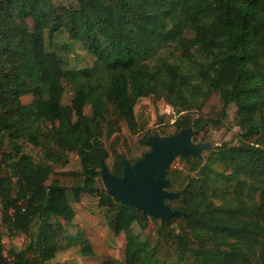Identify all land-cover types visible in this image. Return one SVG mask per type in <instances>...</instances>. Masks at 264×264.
Returning a JSON list of instances; mask_svg holds the SVG:
<instances>
[{"label":"trees","instance_id":"16d2710c","mask_svg":"<svg viewBox=\"0 0 264 264\" xmlns=\"http://www.w3.org/2000/svg\"><path fill=\"white\" fill-rule=\"evenodd\" d=\"M77 3L73 8L54 0H0V207L10 235L21 231L29 239L6 255L0 240V264H45L55 257L59 232L73 213L67 188L51 179V164L67 165L69 152L81 164L80 171L70 172L81 176L71 187L76 199L82 192L98 195L113 232L125 234L123 264H163L156 247L131 230L135 222L145 228L149 219L158 222L155 232L175 245L180 258L244 264L235 250L222 248L229 239L264 255L258 238L264 236V207L252 204L254 185L264 186V0ZM61 31L94 57L93 66L62 67L51 48ZM167 48L176 61L160 56ZM194 79L200 84H192ZM64 80L73 85L68 104L62 102ZM202 85L207 89L201 99L217 91L224 110L236 106L243 138L236 146H218L211 161L188 158L194 176L178 198L166 200L188 217L159 220L96 187L102 160L112 157L110 172H123L120 153L110 152L100 138L102 123L107 137L119 121L136 133L145 127L134 114L140 98L166 96L180 113L199 104L191 89ZM26 94L34 96L30 104L21 101ZM208 122L216 123L182 114L173 122L174 133ZM25 144L41 151L42 159L25 152ZM217 161L228 172L213 168ZM34 218L40 220L36 234L30 231ZM81 253L91 255L92 249L85 243Z\"/></svg>","mask_w":264,"mask_h":264},{"label":"rangeland","instance_id":"374dc122","mask_svg":"<svg viewBox=\"0 0 264 264\" xmlns=\"http://www.w3.org/2000/svg\"><path fill=\"white\" fill-rule=\"evenodd\" d=\"M54 2L73 8L78 5L77 0H54ZM51 48L60 56L64 69H78L94 65V57L89 55L79 43L72 41L64 31L59 32L54 37ZM175 54H178V52H175ZM160 56L169 61H176V58L170 54L169 48L162 51ZM194 57L196 58V56ZM191 64L193 62L187 65L190 66ZM63 84L65 92L62 102L68 104L73 95V85L66 80L63 81ZM192 84L199 85L200 82L194 79ZM206 89L205 85H202V90L192 88V98L195 99L199 96V104L196 102L191 103L189 111H182L180 113L171 106L170 99L166 96L153 94L148 97H142L134 105V114L137 122L145 125L143 129L134 133L122 121H119L115 132H112L110 137H107V129L102 123L99 129L100 138L110 152L116 150L120 153L121 159L124 157L133 163L150 151L151 147L146 142V138L155 134L161 137L174 134L173 122L182 114H187L192 119L202 118L216 121V123H202L203 127L198 130L194 127L191 128L193 142L201 145L197 157L176 155L170 162L166 171V179H168V174L172 172L175 185L171 186L168 179V185L164 189L178 194L174 198L176 199L179 197L178 191L190 180L189 176H194L195 174L190 169V163L187 161L188 158H191L193 162H195L196 158H199L202 162H206L208 159L211 161L218 146L222 144L236 146L243 138V129L237 123L236 106L230 104L224 110L220 93L217 91L201 99ZM33 100L34 96L32 94H26L21 97L23 104H30ZM85 113H90L89 105L85 107ZM144 137L145 140L142 142ZM24 149L36 161L41 160L43 157L41 151L33 149L29 144H25ZM68 154L69 163L67 165L51 164V179L58 178L61 184L67 188L69 205L73 215L70 220L64 223L63 229L59 232L60 237L56 243L55 257L45 264H123L126 243L125 234L120 233L116 235L113 232L105 216L106 209L99 204L98 195L82 192L78 194V199H76L71 187L81 181V176L80 174L71 175L70 172L80 171L81 164L75 152H69ZM104 162L109 168L112 165V157L107 158ZM212 166L218 171L228 172V169L219 161L214 162ZM98 171L100 173V168ZM61 172H67V174H61ZM254 186L255 191H253L252 195V204L264 207V198L261 197V190L264 186L259 184H255ZM96 187L98 189H105L101 173L97 178ZM169 206L175 208L171 205ZM180 216L186 218L188 217V213L182 212ZM260 223L264 224V219H260ZM39 225L40 220L34 218L30 225V231L36 234L39 230ZM157 225V221L149 219L145 228H141L135 222L131 230L141 240L147 241L156 247V258L163 261V264H200L198 260L189 255L185 258H180L175 250V245L167 242L161 235L155 232ZM175 225L174 223L173 227ZM258 236L259 239L264 241L262 234ZM69 237H79L80 242L69 241ZM0 240L6 249L5 255L11 246L21 249L29 242L28 237L21 231L10 235L9 229L2 222L1 207ZM85 243L91 247V255L86 256L81 253V249ZM222 248L227 251L235 250L241 256L244 264H264V255L260 250L256 248L251 251L247 250L235 239H229V242L222 245ZM34 256V253H30L28 258L31 260Z\"/></svg>","mask_w":264,"mask_h":264},{"label":"water","instance_id":"95a60500","mask_svg":"<svg viewBox=\"0 0 264 264\" xmlns=\"http://www.w3.org/2000/svg\"><path fill=\"white\" fill-rule=\"evenodd\" d=\"M192 127L181 128L170 136H148L146 142L151 147L150 151L133 163L122 157L121 176L112 174L102 160L100 173L106 191L115 200L134 206L153 218L168 221L179 217L182 211L166 203L167 199L178 195L164 189L168 185L166 171L176 155L198 156L201 145L193 142Z\"/></svg>","mask_w":264,"mask_h":264},{"label":"built area","instance_id":"2783aa9c","mask_svg":"<svg viewBox=\"0 0 264 264\" xmlns=\"http://www.w3.org/2000/svg\"><path fill=\"white\" fill-rule=\"evenodd\" d=\"M23 209V208H22Z\"/></svg>","mask_w":264,"mask_h":264}]
</instances>
